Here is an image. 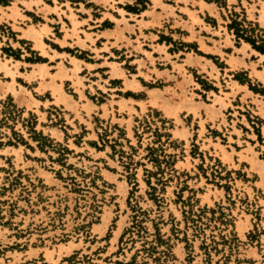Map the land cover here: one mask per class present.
I'll list each match as a JSON object with an SVG mask.
<instances>
[{
  "label": "rangeland",
  "instance_id": "rangeland-1",
  "mask_svg": "<svg viewBox=\"0 0 264 264\" xmlns=\"http://www.w3.org/2000/svg\"><path fill=\"white\" fill-rule=\"evenodd\" d=\"M164 1L191 18L197 8ZM206 1L221 8L216 18L199 9L206 28H226L223 41H208L211 51L165 34L164 58L146 45L132 53L70 49L103 64L90 75L96 83L78 79L85 96L62 84L75 101L79 92L111 109L91 111L49 103V93L23 79L47 59L18 36L30 20L6 11L24 1L0 0V264H264V111L255 110L264 70L250 76L231 55L252 71L264 66L255 48L264 47V0ZM190 54L202 63L191 65ZM237 81L250 100L224 108ZM195 100L212 108L220 101L223 110H199Z\"/></svg>",
  "mask_w": 264,
  "mask_h": 264
},
{
  "label": "crops",
  "instance_id": "crops-1",
  "mask_svg": "<svg viewBox=\"0 0 264 264\" xmlns=\"http://www.w3.org/2000/svg\"><path fill=\"white\" fill-rule=\"evenodd\" d=\"M23 1L24 7H20L18 11L15 10L13 5L7 6L6 11L14 15V20L17 22L19 19H22L21 15L24 17L22 20L25 18L30 20V22L25 21L23 22L24 25L19 26L18 36L27 40L31 48L47 59V61L33 63V67L26 69L24 72L25 76H23V79L28 83L36 81L35 88L38 89V93L50 94L51 99L48 100L49 103H55L57 99L56 105L66 107L69 110H111L109 103L106 101L95 103L89 98L81 97L79 92V101H75L63 91V82L69 80L70 85L73 84V88L77 86L82 95L85 96L84 91L77 84L78 79L86 87L89 83H86L83 79L96 83V78L90 77V75L98 74L94 70L98 66L103 65L98 62L91 63L90 61H86V59L78 58L69 51L70 49L74 51L88 50L92 53L93 51L102 50L104 47H107L109 51L112 47L118 48L120 51H123V47H126V50L132 53L131 49L147 51L145 49L146 45L148 50L158 51L159 56L164 58L169 45L166 40H159L161 34L169 35L172 39L180 38L183 41L195 40L198 47L205 50L200 46V41H202L203 47L207 46L210 48L206 51H211L213 47L208 41H215L214 35H219V40L223 41L224 30L226 31V28L222 25H219V29H217V27L208 24L209 28H206L207 23L198 14L199 9H201L203 13L207 12L215 18L216 13L221 15V8L213 1L194 0L197 3V8L194 9L192 18L185 11H182L183 14H177L173 3H168L164 0H148L145 8L137 10L126 7L128 5L133 6V1L135 0ZM228 1L232 3L236 0ZM182 2L183 0H179V4H182ZM184 3L183 5H186L185 7L192 11L187 2L186 4ZM170 6L174 9L170 10ZM21 10L25 13L23 14ZM26 11L33 12L35 16L40 17V20L33 22ZM194 17H196V20H193ZM104 21L109 22V25H102ZM175 26L179 27L183 32L176 33V30H173ZM45 38L50 39L55 45L47 43ZM98 41L99 44L97 43ZM229 41H231L230 37ZM225 45L231 46L229 42ZM92 55L87 54V56ZM231 55L232 58L236 59L235 61H243L244 64L240 63L237 68L246 67L250 76H257L255 72L262 73L264 70V66L262 68L254 66V70L252 71L244 56L235 55L234 52ZM198 57L193 56V54H190V56L186 55V58L192 61L190 64L195 66L202 63V60ZM0 63H2L1 58ZM105 63L109 65V68L105 71L113 73L115 70L112 69V62L106 61ZM83 67L88 71L82 77L79 74V70ZM208 67L209 65L206 66L207 69ZM51 68L53 69L51 70ZM39 71L43 72L42 79L38 75ZM109 77L120 76L112 74ZM232 85V88L226 90L227 96L222 98L225 104L224 108L230 105L232 110H239L236 107L244 108V104L248 103L251 94L246 85L238 81ZM220 96L222 97V95ZM210 102L195 100V105L199 110H223V106L219 105L221 104L220 101L214 102L213 108L210 107ZM262 102L263 104H255V110L264 111V100ZM40 103L42 102L40 101ZM112 108L113 110L115 109L114 105H112Z\"/></svg>",
  "mask_w": 264,
  "mask_h": 264
},
{
  "label": "trees",
  "instance_id": "trees-1",
  "mask_svg": "<svg viewBox=\"0 0 264 264\" xmlns=\"http://www.w3.org/2000/svg\"><path fill=\"white\" fill-rule=\"evenodd\" d=\"M248 40V39H247ZM253 44V42H251ZM254 45V44H253ZM255 48H257L258 50L260 51H263L264 52V47L263 46H256L255 45Z\"/></svg>",
  "mask_w": 264,
  "mask_h": 264
}]
</instances>
